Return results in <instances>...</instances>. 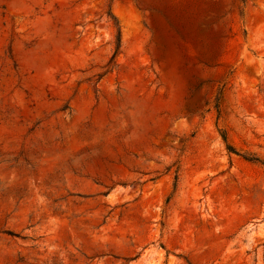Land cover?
<instances>
[{
  "label": "rangeland",
  "instance_id": "obj_1",
  "mask_svg": "<svg viewBox=\"0 0 264 264\" xmlns=\"http://www.w3.org/2000/svg\"><path fill=\"white\" fill-rule=\"evenodd\" d=\"M0 264H264V0H0Z\"/></svg>",
  "mask_w": 264,
  "mask_h": 264
},
{
  "label": "trees",
  "instance_id": "obj_2",
  "mask_svg": "<svg viewBox=\"0 0 264 264\" xmlns=\"http://www.w3.org/2000/svg\"><path fill=\"white\" fill-rule=\"evenodd\" d=\"M222 140L226 143V137L225 135H222ZM226 149L229 153H233V154H236V152H234L233 148L229 145L226 144ZM249 161H252V160H249Z\"/></svg>",
  "mask_w": 264,
  "mask_h": 264
}]
</instances>
